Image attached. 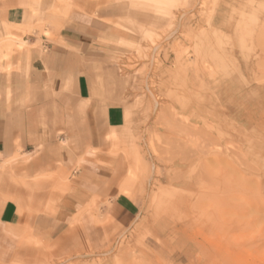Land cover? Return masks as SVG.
<instances>
[{"label": "rangeland", "instance_id": "obj_1", "mask_svg": "<svg viewBox=\"0 0 264 264\" xmlns=\"http://www.w3.org/2000/svg\"><path fill=\"white\" fill-rule=\"evenodd\" d=\"M63 4L31 0L11 46L36 29L50 36ZM106 7L111 49L90 61L104 157L94 162L116 174L136 218L123 228L96 198L81 203L52 150H16L0 162V204L13 202L20 217L7 264H264V0ZM46 112L58 120L61 106ZM37 214L66 221L49 237L30 223Z\"/></svg>", "mask_w": 264, "mask_h": 264}, {"label": "crops", "instance_id": "obj_2", "mask_svg": "<svg viewBox=\"0 0 264 264\" xmlns=\"http://www.w3.org/2000/svg\"><path fill=\"white\" fill-rule=\"evenodd\" d=\"M30 5L31 0H0V162L16 150L24 154L52 150L69 174L70 189L81 195V203L96 198L107 217L127 228L134 222L137 208L119 193L116 174L94 162L104 157L95 151L99 147L97 98L90 61L110 51L115 35L106 20L110 14L106 0H65L66 16L59 28H48L50 36L36 29L21 34V42L11 46L7 36L15 26L25 25ZM9 48V57L2 58ZM58 105L62 114L52 121L46 111ZM73 106L79 113V127L68 109ZM120 116L113 105L107 106L110 125H117ZM12 167L10 163L2 171ZM69 198L74 195H67ZM19 221L13 202L0 204V264L10 262L16 250L17 238L9 227ZM65 221L40 214L30 218L32 226L49 237Z\"/></svg>", "mask_w": 264, "mask_h": 264}, {"label": "bare ground", "instance_id": "obj_3", "mask_svg": "<svg viewBox=\"0 0 264 264\" xmlns=\"http://www.w3.org/2000/svg\"><path fill=\"white\" fill-rule=\"evenodd\" d=\"M125 192V191H124Z\"/></svg>", "mask_w": 264, "mask_h": 264}]
</instances>
